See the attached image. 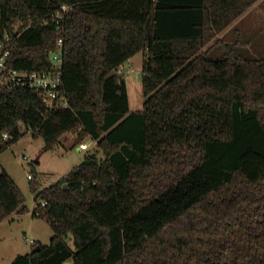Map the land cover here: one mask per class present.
Returning <instances> with one entry per match:
<instances>
[{"label": "trees", "instance_id": "16d2710c", "mask_svg": "<svg viewBox=\"0 0 264 264\" xmlns=\"http://www.w3.org/2000/svg\"><path fill=\"white\" fill-rule=\"evenodd\" d=\"M256 1L0 0L8 66L51 69L61 39L68 101L48 110L40 90L0 84V151L28 130L42 151L96 141L54 183L30 174L53 235L10 264H264V58L219 37ZM138 52L130 111L117 68ZM27 211L0 166V222Z\"/></svg>", "mask_w": 264, "mask_h": 264}, {"label": "rangeland", "instance_id": "374dc122", "mask_svg": "<svg viewBox=\"0 0 264 264\" xmlns=\"http://www.w3.org/2000/svg\"><path fill=\"white\" fill-rule=\"evenodd\" d=\"M219 37L225 42H237L240 51L246 56L264 58V0H257ZM221 53V49L215 46L208 56L214 58ZM143 58V52H138L128 63L123 64L125 70L131 66L134 71L133 73L125 71L124 74L130 111L141 109L144 101L141 81L138 79ZM67 137V141L63 137L60 144L42 151L43 138L33 136L32 131L28 130L18 140L0 151V166L19 185L25 204L29 208L25 213H15L0 222V264H10L18 254L32 251L34 242L31 240L42 244L49 243L53 230L49 222L33 215L36 202L34 193L30 190L28 174H37L39 187L48 186L66 175L85 155L96 148V141L91 138L81 142L87 143V147H81V143L73 146L72 135L68 134ZM68 242L74 247L72 238L69 237Z\"/></svg>", "mask_w": 264, "mask_h": 264}, {"label": "built area", "instance_id": "2783aa9c", "mask_svg": "<svg viewBox=\"0 0 264 264\" xmlns=\"http://www.w3.org/2000/svg\"><path fill=\"white\" fill-rule=\"evenodd\" d=\"M69 8L66 4H61L60 8L54 13L56 18H62L64 12ZM57 49L49 52V59L51 62V69L42 71H28L18 68L9 67L6 63L7 57L10 55L12 46L8 36H5L0 41V84L8 87H32L38 89L42 93V98L48 110L57 107H66L68 101L65 96L60 94L61 71H62V55L61 45L62 41H57ZM133 73L131 66L127 67L121 65L117 68L118 73L125 74ZM7 137V133L2 134ZM81 147H87V143H81ZM31 175L28 174V178ZM44 204V202H42ZM32 241V240H31Z\"/></svg>", "mask_w": 264, "mask_h": 264}, {"label": "water", "instance_id": "95a60500", "mask_svg": "<svg viewBox=\"0 0 264 264\" xmlns=\"http://www.w3.org/2000/svg\"><path fill=\"white\" fill-rule=\"evenodd\" d=\"M142 72L140 71L139 73H138V79L141 81V79H142ZM78 149H79V147H78ZM64 187H66V184L64 185ZM39 249V246H36L35 248H34V250H38Z\"/></svg>", "mask_w": 264, "mask_h": 264}, {"label": "crops", "instance_id": "0c3cea01", "mask_svg": "<svg viewBox=\"0 0 264 264\" xmlns=\"http://www.w3.org/2000/svg\"><path fill=\"white\" fill-rule=\"evenodd\" d=\"M132 58V57H131ZM131 58H129L125 63H128L129 61H130V59ZM143 61V60H142ZM140 70H141V68H140ZM124 78H125V76H124ZM127 84V83H126ZM79 149H80V147H79Z\"/></svg>", "mask_w": 264, "mask_h": 264}]
</instances>
